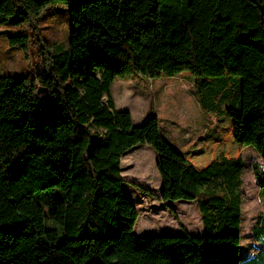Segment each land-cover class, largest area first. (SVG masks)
I'll return each mask as SVG.
<instances>
[{"label":"trees","instance_id":"obj_1","mask_svg":"<svg viewBox=\"0 0 264 264\" xmlns=\"http://www.w3.org/2000/svg\"><path fill=\"white\" fill-rule=\"evenodd\" d=\"M60 6L69 37L49 42L41 23ZM3 24L44 66L5 75L0 60V264H264L263 214L259 249L241 253L244 160L195 167L156 114L136 124L111 93L117 78L187 70L200 107L232 118L264 163V0H0ZM143 144L161 201L195 202L200 234L134 233L122 158Z\"/></svg>","mask_w":264,"mask_h":264},{"label":"rangeland","instance_id":"obj_2","mask_svg":"<svg viewBox=\"0 0 264 264\" xmlns=\"http://www.w3.org/2000/svg\"><path fill=\"white\" fill-rule=\"evenodd\" d=\"M70 19L68 7L51 9L41 23L45 39L66 42ZM14 31V26H0L2 72L36 77L44 66L40 44L30 43L25 48L12 46L8 35ZM193 78L187 70L174 76L155 78L133 74L117 78L111 93L117 108L130 110L136 123L157 114L164 135L168 133L171 141L196 166H205L220 154L244 160L241 253L252 256L260 245L252 235V228L258 217L264 215V194L261 192L264 189V163L253 146L236 142L229 117L203 113L195 98ZM157 160V153L147 144L138 145L122 158L124 189L139 211L134 233L184 235L185 232H198L202 223L195 202L161 201L162 179Z\"/></svg>","mask_w":264,"mask_h":264},{"label":"crops","instance_id":"obj_3","mask_svg":"<svg viewBox=\"0 0 264 264\" xmlns=\"http://www.w3.org/2000/svg\"><path fill=\"white\" fill-rule=\"evenodd\" d=\"M198 105H199V104H198ZM199 106H200V105H199ZM201 109H202V108H201ZM122 110H124V109H122ZM128 111H130V110H128ZM202 111H203L204 114H207V113H208V114H212V113L206 112V111L203 110V109H202ZM156 115H157V114H156ZM212 115H214V114H212ZM214 116H216V115H214ZM224 116H227V115H224ZM227 117H229V116H227ZM229 118H230V117H229ZM230 119L232 120V118H230ZM159 121H160V120H159ZM142 122H143V121H142ZM232 122H233V121H232ZM135 123H136V122H135ZM138 123H140V122H137L136 124H138ZM160 124H161V123H160ZM161 127H162V125H161ZM162 130H163V128H162ZM166 134H167L166 136H167L168 138H170L169 135H168V133H166ZM234 136H235V134H234ZM235 140H236V139H235ZM236 142H237V141H236ZM238 143H239V142H238ZM239 147H240V146H239ZM179 151H180V152H181L186 158H188V157L186 156V153H185L184 151H182L180 148H179ZM227 157H228V158H236V157H229V156H227ZM188 159H189V158H188ZM189 160H190V159H189ZM210 162H211V161H210ZM210 162H209V163H210ZM209 163H208V164H209ZM208 164H206L205 166H201V167L196 166L195 164H194V165H195V167H197V168H204V167H206ZM201 223H202V219H201ZM201 232H202V228H201L198 232H196V233H191V234H200ZM188 233H190V232H188Z\"/></svg>","mask_w":264,"mask_h":264},{"label":"water","instance_id":"obj_4","mask_svg":"<svg viewBox=\"0 0 264 264\" xmlns=\"http://www.w3.org/2000/svg\"><path fill=\"white\" fill-rule=\"evenodd\" d=\"M128 111V110H126ZM182 234V233H181ZM180 233H164V234H161L162 236H181ZM161 235H152V234H144V235H140V236H161Z\"/></svg>","mask_w":264,"mask_h":264}]
</instances>
